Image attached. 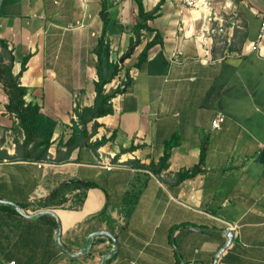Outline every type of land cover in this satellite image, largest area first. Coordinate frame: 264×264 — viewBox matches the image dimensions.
<instances>
[{"label": "crops", "instance_id": "1", "mask_svg": "<svg viewBox=\"0 0 264 264\" xmlns=\"http://www.w3.org/2000/svg\"><path fill=\"white\" fill-rule=\"evenodd\" d=\"M263 4L0 0V39L14 74L28 57L25 100L57 121L47 160L7 158L24 135L13 130L17 118L0 84V200L23 212L0 201V264H215L217 256L216 264H264V40L252 48ZM140 6L157 12L119 60L137 40ZM209 11L223 35L209 33L221 23L208 21ZM104 27L120 66L106 89L122 88L67 158L75 109L94 103ZM218 114L224 120L214 128ZM168 148V167L154 172ZM202 155L198 173L180 179ZM58 187L61 199L45 205ZM227 230L235 233L224 249Z\"/></svg>", "mask_w": 264, "mask_h": 264}, {"label": "trees", "instance_id": "2", "mask_svg": "<svg viewBox=\"0 0 264 264\" xmlns=\"http://www.w3.org/2000/svg\"><path fill=\"white\" fill-rule=\"evenodd\" d=\"M106 9L103 6V11ZM157 8L150 12H145L143 7H139L138 21L135 26V32L137 40L131 43V49L122 55L121 58L127 57L131 54L137 45L140 43L141 31L143 29H149L147 21L151 19ZM105 24V20H104ZM107 24V22H106ZM157 34L154 39L145 45V51L142 52L138 60V65H140L146 57V52L157 42ZM0 45L4 53L0 52V84L9 97V103L7 104V110L17 118V124L14 126L13 130L20 135H24L22 142L17 140L16 154L8 155L7 158L13 160H47L49 154V148L52 145V138L57 126V121L51 118L49 115L41 111V106L37 103L26 102L25 96L27 94V87L23 86L20 81V77L25 70V65L28 57H25L22 61V68L18 74L13 73L14 66V55L12 51L8 48L7 42L0 39ZM97 55V75L98 80L95 81V99L91 106L78 107L75 109L78 116L77 123L73 126V133L69 138L67 158L71 154L72 150L81 145L82 141L88 140L93 133L99 127V122L97 118L107 115L112 112V98L121 91L122 85L117 89H106V85L112 82V80L118 75L120 71V66L117 61L112 60V50L111 45L105 40V27L102 32L101 37L98 39V44L95 49ZM118 60V61H119ZM93 121V130L91 133L87 131V125L89 122ZM103 142L100 141L99 144ZM97 144V145H99ZM96 145V146H97ZM171 148V145L169 146ZM171 152L168 148L165 154L159 162V166L152 167V170L158 173L159 170L168 167V159L170 158ZM203 163V155L201 156L200 163L188 170H184L178 174L180 179L191 177L198 173L200 166ZM72 183H75L73 181ZM79 184L86 188L95 187L96 184L90 181H81ZM62 189L57 188L48 197L45 198L44 204L49 205L53 200L59 198L61 199ZM86 194L81 195L79 206H82L85 200ZM129 215H127L128 217Z\"/></svg>", "mask_w": 264, "mask_h": 264}, {"label": "built area", "instance_id": "3", "mask_svg": "<svg viewBox=\"0 0 264 264\" xmlns=\"http://www.w3.org/2000/svg\"><path fill=\"white\" fill-rule=\"evenodd\" d=\"M182 3L184 6L188 8H208L210 9L212 7V0H182ZM206 18L208 21H212L214 19L221 21V23L217 27L211 28L209 30L210 34L223 35L226 32V27L224 23L222 22V20L218 18L215 12L209 11L208 14H206ZM263 40H264V4H263L262 12H261V22H260L259 32H258L256 41L252 44L253 45L252 48L254 49L260 48ZM223 120H224L223 114H218V116L213 120L212 126L214 128H219ZM41 165L42 164H39V166ZM104 166L108 169H111L113 167V164L105 163ZM12 264H14V262H12Z\"/></svg>", "mask_w": 264, "mask_h": 264}, {"label": "water", "instance_id": "4", "mask_svg": "<svg viewBox=\"0 0 264 264\" xmlns=\"http://www.w3.org/2000/svg\"><path fill=\"white\" fill-rule=\"evenodd\" d=\"M1 202H4V203H10V204H12V205H14L16 208H17V210L19 211V212H21V213H23L22 212V210H21V208L20 207H18L15 203H13V202H7V201H3V200H0ZM52 213L53 215H55L54 214V212H52V211H49V210H42V211H40V212H38L39 214H43V213ZM29 216H31V215H29ZM60 231H61V226H60V224H59V233H60ZM227 232V234H228V238H229V242H228V244L224 247V249L232 242V240H233V238H234V231L233 230H227L226 231ZM107 234V233H106ZM110 236H112L111 234H109ZM94 235H92V237H93ZM113 237V236H112ZM91 238V237H90ZM113 239L115 240V242H116V239L113 237ZM66 252H68V253H70V251H68L67 249H64ZM71 254V253H70ZM217 260H218V256H217V258H216V260H215V264H216V262H217ZM104 261V260H103ZM103 263V262H102Z\"/></svg>", "mask_w": 264, "mask_h": 264}]
</instances>
